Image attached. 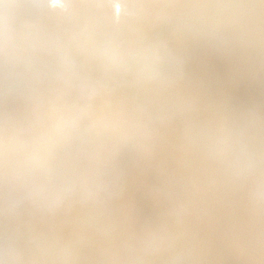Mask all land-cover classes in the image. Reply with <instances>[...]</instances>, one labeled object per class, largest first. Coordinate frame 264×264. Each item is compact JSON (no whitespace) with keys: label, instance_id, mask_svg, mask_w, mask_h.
I'll return each instance as SVG.
<instances>
[{"label":"water","instance_id":"1","mask_svg":"<svg viewBox=\"0 0 264 264\" xmlns=\"http://www.w3.org/2000/svg\"><path fill=\"white\" fill-rule=\"evenodd\" d=\"M0 264H264V0H0Z\"/></svg>","mask_w":264,"mask_h":264}]
</instances>
